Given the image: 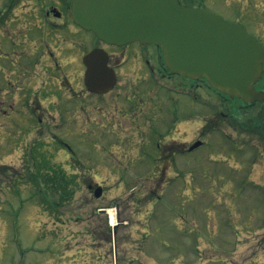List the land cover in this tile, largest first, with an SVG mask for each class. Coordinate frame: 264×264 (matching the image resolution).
<instances>
[{"label":"rangeland","instance_id":"374dc122","mask_svg":"<svg viewBox=\"0 0 264 264\" xmlns=\"http://www.w3.org/2000/svg\"><path fill=\"white\" fill-rule=\"evenodd\" d=\"M187 1H195L196 6L240 23L264 44V0ZM128 63L122 66L120 83L137 78L135 74L126 75L131 72L125 66ZM169 81L180 83L175 78ZM152 88L144 87V90L140 86V92H150V96L163 102L164 114L169 112L174 105L164 101L165 91L155 87L151 91ZM194 89L209 105L218 98L221 110L206 117V125H235L232 129L225 128L229 131L225 134L246 146L251 139L259 151L250 152L247 146L246 152L245 148L244 153H238L242 154L240 158L227 163L217 154L211 155L214 159H206V151L200 149L195 155L205 159L203 163L188 164L186 179L172 182L136 178L77 180L74 194L58 198L54 192L45 191L46 198L38 188L37 183L41 182L34 180L36 166L31 163L25 166L22 149L7 156L0 132V264H264V132L251 129L258 125L264 130V103L248 109L236 103L238 113L234 116L232 102L224 100L208 83ZM115 92L103 99L94 96L85 105V111L76 110L73 132L85 131L93 125L103 127L106 121L102 115L115 113ZM175 97L183 103L176 107L188 112L184 103L188 101L190 109L191 101ZM197 109L203 115L211 112V107L206 105ZM193 120L189 117L181 125L183 131H188L184 135L189 142L196 137L202 139L196 133L202 122ZM97 129L83 135L82 143L78 142L79 134L72 138L78 157L88 165L104 159L101 133L97 134ZM57 130L62 133L63 129ZM216 135L210 140H219V148L226 145L224 138ZM54 156L57 160L53 162L72 171L64 157ZM110 158L106 160L110 162ZM9 165L11 170L5 175V167ZM92 167L102 177L111 176L112 165ZM145 167L149 171L152 164ZM131 172L136 170L130 167ZM4 183L10 188L3 187ZM55 183L59 188L58 182ZM90 184L104 188L102 197L96 198L89 191ZM21 200L25 201L23 205ZM56 204L61 205L57 208ZM105 206L114 211L110 215L97 211ZM114 224H118L115 229ZM101 235H106L105 242Z\"/></svg>","mask_w":264,"mask_h":264},{"label":"flooded vegetation","instance_id":"af4514ba","mask_svg":"<svg viewBox=\"0 0 264 264\" xmlns=\"http://www.w3.org/2000/svg\"><path fill=\"white\" fill-rule=\"evenodd\" d=\"M72 2L73 0H0V132L5 140L3 148H6L7 156L22 149V161L25 166L29 163L36 166L38 171L34 180L41 182L37 183L38 188L46 198L45 191H52L59 198L61 190L55 183L59 180L68 181L66 190L71 195L74 194L77 180L136 178L178 181L187 176L188 164L203 163L205 158L214 159L212 154L215 157L217 154L220 159L230 156L234 159L237 152L248 148L246 144H237L232 136L225 134L229 132L225 128L232 129L235 125L223 127L204 123L206 117L219 114L221 110L218 98L213 99L209 105L203 96L195 92L194 87L208 83L206 79L194 80L172 73L166 67L163 51L159 46L140 42L116 45L102 41L91 30L76 22ZM94 50L107 53L104 64L103 61L95 63L99 67L101 79H105L102 83L108 82L111 85L101 93L93 92L87 84L89 67L85 57ZM124 63H128L125 66L131 71L126 75L135 74V81L120 83ZM172 78L179 79L180 83H170ZM140 86L142 89L153 87L151 91L155 88L165 91L167 97L164 101L174 106L164 114L161 108L163 102L150 96V92L141 93ZM254 87L258 91H264V74ZM210 88L224 100L232 102L234 107L236 103L242 107L250 105ZM114 91H117L113 95L117 101L114 102L117 115L103 114L106 121L103 127L93 125L76 133L80 136L79 143L85 140L83 135L87 132L98 128L95 132L101 133L104 159H97L95 163L88 165L78 157L72 144V138L76 135L73 132L76 110L85 111V105L94 96L103 99ZM175 96L191 101L190 109L188 101L184 103L189 113L176 107L183 103H179ZM205 105L211 107V112L207 115L199 114L200 110L197 108ZM232 112L238 113L236 108ZM189 117L193 121H199V124L202 122L196 131L202 139L196 137L190 142L186 139L184 134L188 131H183L184 127L181 125L187 123ZM61 127L62 133L55 132ZM252 128L264 132L261 126ZM205 133H209V136ZM213 134H217L214 137L222 135L225 147H217L219 140H210ZM103 135H106V140ZM199 142L202 144L195 147ZM249 143L259 148L251 139ZM216 148L219 149L214 153ZM200 149L206 151L205 158L200 154L195 155ZM54 154L64 157L72 171L53 162L57 160ZM105 156L111 157L110 162ZM96 164L112 165L111 176L102 177L99 172H94L92 166ZM146 164H152L149 171ZM10 167L12 166L5 167V175L8 174L7 170H11ZM130 167L136 172L129 173ZM98 186H88L94 196ZM3 187L10 188L5 183ZM59 206L60 204L54 205L57 208ZM106 210L105 206L100 211ZM101 238L106 240V235H101Z\"/></svg>","mask_w":264,"mask_h":264},{"label":"water","instance_id":"95a60500","mask_svg":"<svg viewBox=\"0 0 264 264\" xmlns=\"http://www.w3.org/2000/svg\"><path fill=\"white\" fill-rule=\"evenodd\" d=\"M72 12L79 25L108 44L140 41L161 46L171 72L205 78L213 88L244 103L264 99V92L254 88L264 73L262 45L240 24L208 9L179 0H73ZM106 60L103 50L85 57L87 84L93 92L111 87L102 83L105 79L95 65ZM101 193L99 188L96 196Z\"/></svg>","mask_w":264,"mask_h":264},{"label":"bare ground","instance_id":"6f19581e","mask_svg":"<svg viewBox=\"0 0 264 264\" xmlns=\"http://www.w3.org/2000/svg\"><path fill=\"white\" fill-rule=\"evenodd\" d=\"M114 221V220H113Z\"/></svg>","mask_w":264,"mask_h":264}]
</instances>
